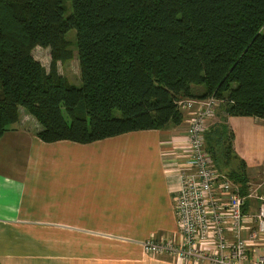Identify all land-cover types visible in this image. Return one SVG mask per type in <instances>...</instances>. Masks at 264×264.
<instances>
[{"label": "trees", "instance_id": "1", "mask_svg": "<svg viewBox=\"0 0 264 264\" xmlns=\"http://www.w3.org/2000/svg\"><path fill=\"white\" fill-rule=\"evenodd\" d=\"M66 1L0 0V135L23 107L42 140L87 143L178 124V100L209 95L225 114L264 119V0H70L65 15ZM70 29L80 84L58 70L73 57ZM204 137L215 166H228L227 125ZM238 165L227 171L246 188Z\"/></svg>", "mask_w": 264, "mask_h": 264}, {"label": "crops", "instance_id": "2", "mask_svg": "<svg viewBox=\"0 0 264 264\" xmlns=\"http://www.w3.org/2000/svg\"><path fill=\"white\" fill-rule=\"evenodd\" d=\"M182 111L178 124L81 143L42 140L39 123L21 107L19 120L0 135V264H210L147 253L142 245L153 235L178 234L173 192L189 116ZM215 112L209 126L224 122L232 132L230 164L218 168L245 193L227 170L243 160L247 183L260 180L264 119L219 106ZM257 205L247 198L243 210ZM256 253L264 245L249 258Z\"/></svg>", "mask_w": 264, "mask_h": 264}, {"label": "built area", "instance_id": "3", "mask_svg": "<svg viewBox=\"0 0 264 264\" xmlns=\"http://www.w3.org/2000/svg\"><path fill=\"white\" fill-rule=\"evenodd\" d=\"M221 99L181 98L189 112L185 162L181 183L173 192L178 234L153 235L142 241L147 253H164L173 259L210 264H264V253H249L264 245V171L253 192L245 193L227 173L215 166L205 146V131ZM218 104V105H217ZM247 198L259 200L254 212L243 210Z\"/></svg>", "mask_w": 264, "mask_h": 264}, {"label": "rangeland", "instance_id": "4", "mask_svg": "<svg viewBox=\"0 0 264 264\" xmlns=\"http://www.w3.org/2000/svg\"><path fill=\"white\" fill-rule=\"evenodd\" d=\"M66 5H67V7H66L65 15L70 13L72 10V4H71L70 0L66 1ZM66 37L70 40L71 49L73 50V57L71 59L64 61V62H58V70L61 73H63L65 76H67L71 82H73L75 84H80V69H79V62H78L77 50H76V30L70 29L66 33ZM33 54L36 58H38L42 62V64L46 68H49V63H50L49 47L37 45L33 48ZM218 104H220V103L218 102ZM215 110H216V108H215ZM114 113L119 114V111L115 109ZM215 116H216V112L214 111V114L212 117L214 118ZM249 186L250 187L248 188V190L250 192H253V189L255 188L254 182L251 185L249 184ZM259 188L256 190V192L264 195V192L261 191ZM258 202H259V200H258Z\"/></svg>", "mask_w": 264, "mask_h": 264}]
</instances>
